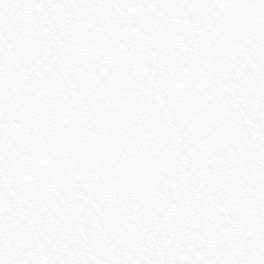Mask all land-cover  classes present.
<instances>
[{
  "label": "snow or ice",
  "instance_id": "1",
  "mask_svg": "<svg viewBox=\"0 0 264 264\" xmlns=\"http://www.w3.org/2000/svg\"><path fill=\"white\" fill-rule=\"evenodd\" d=\"M0 264H264V0H0Z\"/></svg>",
  "mask_w": 264,
  "mask_h": 264
}]
</instances>
